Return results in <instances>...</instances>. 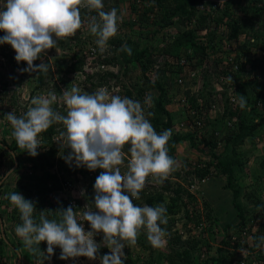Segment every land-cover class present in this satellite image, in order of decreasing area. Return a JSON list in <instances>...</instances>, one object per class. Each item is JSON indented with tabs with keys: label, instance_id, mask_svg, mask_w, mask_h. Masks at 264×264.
<instances>
[{
	"label": "rangeland",
	"instance_id": "1",
	"mask_svg": "<svg viewBox=\"0 0 264 264\" xmlns=\"http://www.w3.org/2000/svg\"><path fill=\"white\" fill-rule=\"evenodd\" d=\"M141 1L104 0L105 10L115 8L119 17V30L117 35L110 39L109 50L104 54L99 53L94 42L96 38L89 33L85 22L84 26L70 37L71 39L68 37L59 40L57 49L48 50L47 55L43 57L45 63L50 58L52 62L49 74H46L45 86L41 89L35 88L34 79L29 73L21 72L23 65L16 68L18 65L15 60L16 53L11 46L0 45V177L4 176L9 169L15 170V175L0 183V264H37V257L24 248L22 240L15 234L14 229L18 223L15 218L12 219V214L17 217L19 213H14L15 208L6 198L18 184L24 183V176L34 172L29 163L24 164L25 169L17 167L16 156L21 154L20 156L27 157L28 154L21 152L18 148L12 149V143L15 140L10 135L11 126L4 120V116L11 111L20 115L30 106L33 96L47 94L49 91L62 94V91L74 81L89 94L100 87H106L113 95L120 96L125 90H129L132 98L139 101H144L146 96H149L151 105H144V109L145 112L150 111L153 115L155 111L153 100L157 99L159 94L156 88L150 86L148 82L161 83L166 89L164 106L172 119L169 128L172 130L171 140L175 136L192 134L195 144L192 146L193 144L191 145L188 141H181L174 145L172 157L177 162L176 171L171 173L169 179L163 184L150 182L144 188L152 196L161 193L162 200L156 205L164 204L169 207L177 196L184 204H178L179 208L173 205V212L167 213L168 221L173 220L172 228L167 230L169 237L178 235L185 243L187 240H196L198 244L200 242V245L197 244L191 250L193 264H203L204 261L217 264L216 260L219 256H223L230 264H249L250 261L257 262L263 257L261 251L264 250L261 248L264 249V247L257 248L255 242L251 250L253 252L248 250L246 255L240 252V249L246 250V241L235 243L240 239L239 235L243 231L245 240L252 237L251 240L258 242V237L264 235V222L251 221L254 214L258 215V209L253 206L255 198H260V201L264 203V125L258 128L253 137L245 139L244 143L237 148V159L240 164L235 166L234 184L241 191L238 202L247 214L246 225L239 226L238 212L232 203V192L226 188V177L219 174L201 183L204 178L197 173L203 171L211 161V154H221L226 144L224 137L229 135L231 129L227 128L225 123L229 118L226 117L224 122L222 118L218 120L217 110L212 111L209 103L225 102V91L228 87L236 88L238 99V95L247 98V107L243 113L245 119L254 121L264 119V56L261 55L264 51V0H223V2L221 0H199L197 3L199 10L196 15L199 16L200 13L205 15L206 10L213 12L212 19H209V15L206 14L205 21L201 22L206 25V32L196 29L195 25L198 22L194 23V20L188 22L184 16L173 18V26L161 28L156 22L162 17L160 10L155 9L148 14L149 18L147 15L144 17L145 4ZM3 3L4 0H0V6ZM81 15L85 18L89 13L86 9H81ZM213 25L214 30H210L209 27ZM234 27H238L236 34H232ZM188 30H193L194 33L200 35L199 41L206 40L207 43L210 35L213 39L209 42L207 55L203 58H188L190 53L188 49L181 52V55L187 56L186 60L195 73L194 78L190 77L186 71L182 75L179 69H175V57L167 56L165 53V49L174 41L178 33ZM4 35L5 33L0 31V37ZM199 41H197L198 44ZM124 44L139 50L147 49L146 58L150 60L151 66L145 76L141 74L136 64L132 62L125 64L119 59L118 49ZM113 55L118 57V61L111 65H103L102 61ZM76 59L84 62L83 68L81 71L72 72L68 69L77 62ZM230 60L234 63L233 67H229ZM40 62L37 60L34 64ZM252 64L256 65L255 69L252 68ZM176 68L179 67L176 66ZM226 68L230 70L225 71ZM178 76L185 79L182 87L176 86L174 82ZM228 77H232V80ZM212 97H215V102ZM198 99L205 105L207 112V109H211L208 113L209 123L206 124L204 132L205 141L202 140L203 136H201L202 139L198 138L194 122L185 108L188 103V106L194 109L198 105ZM53 107L55 110L65 111L62 102L54 104ZM53 126L55 132L51 137L52 141L47 142V139L43 138L42 147L38 149V152H46L49 147L58 144L53 137H59L58 129L63 130V128L62 125ZM211 139L216 143L214 150L208 146V142H212ZM10 153H14L15 156H10ZM67 154L66 149L64 155ZM54 162L50 171H58L60 176L64 175L65 180H61L62 183L64 181L71 183L69 190L62 192V197L77 199V210L83 209L86 203H92L93 186L101 170L90 172L92 176L89 173L86 177L81 175V178L68 174L66 169L73 167L79 172L81 168L70 167L66 164L61 158L60 150ZM92 181L94 184L90 186L89 183ZM178 187L181 190L177 194L175 190ZM82 190L84 196L81 195ZM19 194L26 199L30 195L27 191ZM188 195L194 198L196 206L189 204L193 200L187 198ZM34 200L35 196H32V201ZM134 203L145 205L141 200H136ZM186 204L187 209L193 207L197 214H202V218L199 217V223L188 222L189 225L185 226L187 222ZM162 227L166 226L162 225ZM84 229L86 232L89 231L90 225L85 223ZM188 235L191 237L189 238ZM232 237H237V240L232 241ZM95 240L97 243H102V234L97 235ZM223 240L227 242L224 245ZM242 243H245V246H241ZM43 245L42 242L39 247ZM143 245L150 244L146 234L142 231L137 244L124 249L127 257L124 264L132 263L131 261L140 264L141 260L144 261L149 251L144 249ZM104 248L107 249L106 254H108L109 249ZM175 251H182V247L170 248L166 242L163 248L155 249L153 252L154 256L159 253L165 256ZM59 256L60 250L57 247L51 260H46L44 264H100L99 256L94 261L85 257L60 260ZM129 258H131L130 261ZM214 258H217L215 262L211 261Z\"/></svg>",
	"mask_w": 264,
	"mask_h": 264
},
{
	"label": "clouds",
	"instance_id": "2",
	"mask_svg": "<svg viewBox=\"0 0 264 264\" xmlns=\"http://www.w3.org/2000/svg\"><path fill=\"white\" fill-rule=\"evenodd\" d=\"M81 9L89 15L82 18ZM85 22L96 38L99 53L104 54L119 30L117 10L106 11L104 0H4L0 6V31L5 35L0 37V45H10L16 62L27 65L21 72L37 73V78L51 69L52 59L47 63L43 59L48 50L57 49L59 40L74 36ZM205 29L206 25L201 30ZM118 51L132 54L127 44ZM37 60L41 62L34 64ZM238 97L239 107L245 109L247 98ZM58 102L65 106L64 112L54 109ZM144 105H151L149 96ZM151 116L153 113L145 112L139 100L113 95L106 87L89 94L75 81L62 94L49 91L33 96L30 106L20 115L15 111L5 114L10 135L21 152L36 157L42 147L41 134L53 125H62L57 145L65 163L90 172L101 170L93 186V202L81 210L69 205L37 212L34 201L16 191L8 194L6 198L21 221L15 234L24 248L37 257V264L50 261L57 247L60 260L85 257L90 261L98 258L101 247H107L109 253L99 257L100 264H124V249L135 246L142 231L153 248L166 245L169 233L162 227L169 219L166 206L134 203L141 199L147 183L163 184L176 171L177 162L169 155L168 147L172 130L157 133L149 120ZM13 175L15 170L9 169L0 177V183ZM85 223L90 225L87 232ZM100 234L102 243H97L95 237ZM42 242L47 244L46 252L40 250ZM255 246L264 247V235L258 237ZM240 252L247 254L245 249Z\"/></svg>",
	"mask_w": 264,
	"mask_h": 264
},
{
	"label": "trees",
	"instance_id": "3",
	"mask_svg": "<svg viewBox=\"0 0 264 264\" xmlns=\"http://www.w3.org/2000/svg\"><path fill=\"white\" fill-rule=\"evenodd\" d=\"M198 1L199 0H142L141 2L144 3V13L143 16L147 18L149 13H152L155 9L160 10L162 17L157 19V24L160 25L161 28L173 26V18H177L178 16H184L188 22H198L195 27L198 30H201L205 28V25L201 23L204 22V14L200 13V15H196L198 13ZM149 5V6H148ZM155 16V15H154ZM194 29V30H196ZM238 32V27L233 28V33L236 34ZM214 35V34H213ZM211 36V35H210ZM206 40H201L200 35L194 33L193 30L188 31H181L178 33V36L174 39V41L167 46L165 49V53L167 56H174L175 62H179L180 59H185V55H181L182 51L185 49H188L190 51L188 58H203L207 55L209 42L213 40L212 38ZM70 38V37H69ZM71 39V38H70ZM199 41V44L197 43ZM132 49V54L128 55L126 52H120L119 51V59L125 63H134L139 68L142 75L145 76L147 71L149 70L151 63L150 60L146 58V55L148 53L147 49L139 50L134 47H130ZM117 56L113 55L112 57L105 58L102 63L103 65H111L114 64V62H117ZM76 63L70 66L68 70L72 72L81 71L83 68V61L81 59H76ZM187 61V60H186ZM152 62V61H151ZM188 62V61H187ZM21 65H23L24 68L27 67L26 63H20L16 65V68H20ZM255 64H252V68L255 69ZM31 77L34 79L35 88L41 89L45 86V74H40L37 76V73H31ZM148 82V81H147ZM148 84L158 91V98L153 100L154 105V115L149 117V120L151 124L153 125L154 129L157 131V133H161L166 129H169L171 127V116L165 109V101H166V89L164 86L159 82H153ZM243 88V87H242ZM128 97L130 99L132 98L131 92L129 90H125L122 97ZM136 100V99H134ZM141 104L144 106V101H140ZM197 106V105H196ZM195 106V107H196ZM202 107L205 109V105L202 104ZM244 109H241L240 111L233 112L231 109L224 110L223 115L221 116L222 122L225 121V118H233L235 117L236 120L233 122L232 127L230 128L229 135L224 137V142L226 143L224 146V149L221 154L215 155L214 153L211 154V161L204 167L203 171H198V175L203 178H210L214 177L215 175H223L226 177V188L231 190L232 192V203L234 209L238 212L237 216L239 219V226L246 225L247 221V214L245 212V209L241 205V203L238 202V198L241 194L240 189L234 184V174H235V166L239 165V160L237 159V148L241 146L245 139L248 137H253L258 128L264 125V119H260L258 121H254L252 119H245L243 117ZM242 114V115H241ZM220 118V119H221ZM209 123V121H206V124ZM54 126L50 127L49 130L42 133L41 136L46 140L47 142L52 141V136L54 134ZM203 141L206 140V138L203 136ZM213 139H211L212 141ZM181 141H188L191 143L192 146H194V138L192 134H188L185 136H175L173 140L170 139L168 147H169V155L172 157L173 147L174 145L178 144ZM51 146V143L49 144ZM208 146H211L212 150H214L216 143L214 141L208 142ZM127 148V146H126ZM12 149L16 150L17 145L16 143H12ZM60 149L57 147V145H52L49 147V149L46 152L40 153L36 157H22L20 155H17V167L24 168L25 163L31 164L33 168V174L30 172V175L24 176L25 180L24 183L18 184V186L13 190V192H23L27 191L30 195L27 197L28 200H32V196H35V203H36V211L39 212L41 210H52L56 211L60 207L67 208L70 204L69 202L75 201L76 206H74V209L77 210V199L73 198H66L64 199L62 196L59 198L58 193L61 192L63 189V183L61 180H65L64 175L60 176L58 171L51 172L50 169L53 168V164L55 163L54 160L56 158V155ZM173 158V157H172ZM25 169V168H24ZM32 170V169H31ZM61 171V170H60ZM215 172V174H214ZM66 173L71 175H76L80 173L81 175H84V177L87 176L90 171L87 169H79V172L75 170V168L71 167L70 169H66ZM59 175V176H58ZM94 182H90L89 185L92 186ZM180 188L178 187L175 192L178 194L180 192ZM54 194L56 197L51 198L50 196ZM94 198V196H93ZM190 200H193L192 202H189V204H193V206H196L194 204V198L191 195H188ZM141 201L144 202V204H147L149 206H155L158 202H161L162 196L160 194H156L155 196H152L150 193H147V190L144 189L141 192ZM180 202V203H179ZM178 204L184 205L180 201V197L177 196L176 200H172V204L167 208V213L173 212V205L178 206ZM188 204V203H187ZM187 204L185 205L186 211H185V217H186V227L191 224L199 223V217L202 218V214L196 213V209L193 207H189L187 209ZM253 206L258 209V215L254 214L252 216L251 221L252 222H264V203L260 201V198H255V201L253 203ZM179 208V206H178ZM18 211L15 209L14 213H17ZM205 217H206V213ZM16 220L18 224L21 223L19 215L17 217L12 214V219ZM259 218V219H257ZM255 220V221H254ZM172 222L171 219L168 221L167 225H165L166 229L169 230L172 228ZM189 222V223H188ZM189 231V229H188ZM190 232V231H189ZM189 238L191 235H188ZM223 245L227 242L223 240ZM191 242V243H190ZM244 241H237L236 244L241 243ZM257 242V241H254ZM43 246L40 248L41 251L46 252L47 244L46 242H43ZM198 244V241L194 240H182V238L178 235L174 236H168L167 238V246L170 248L175 247H182V251L178 252H171L168 255L161 256V254H157L154 256V250L156 248H153L151 245H143V248L149 251L148 257H144V261L141 260L140 264H193V255L191 253V250H193L194 247H196ZM200 245V242L199 244ZM238 246V245H237ZM241 246H245V243H242ZM184 247V248H183ZM251 248L250 250H252ZM60 250V249H59ZM260 251V250H259ZM107 253V249L103 247V249L100 250L98 253L99 257L104 256ZM264 258V251H261ZM217 258H214L211 261L216 260ZM131 258H129V261ZM163 260H166L163 262ZM132 263L128 264H137L133 261ZM217 264H230L226 261V259L223 256H219V259L216 260ZM203 264H209V262L204 261Z\"/></svg>",
	"mask_w": 264,
	"mask_h": 264
},
{
	"label": "built area",
	"instance_id": "4",
	"mask_svg": "<svg viewBox=\"0 0 264 264\" xmlns=\"http://www.w3.org/2000/svg\"><path fill=\"white\" fill-rule=\"evenodd\" d=\"M202 7H203V5L201 6V8ZM206 14L209 15L208 16L209 19L213 18V12L211 10H206L205 16H206ZM209 29L210 30H214V25L210 26ZM206 31H207V29L204 30V32H206ZM261 55L264 56V51L261 52ZM230 64L231 65H229V67H233L234 63H233L232 60H230ZM176 66L179 67L178 69L183 73L182 75H184V73L186 71V73L190 77H193V78L195 77L194 71L190 68L188 62L185 59H180L179 62H176L175 63V69H177ZM228 70H230V69L229 68L225 69V71H228ZM174 82H175L176 86L182 87V86H184L185 79L182 76H178V77H176ZM225 92H226L225 93L226 94V98L224 100L225 102L215 103V104H218V105H215L214 103H211V102L209 103V105L211 106L210 108L212 109V111H214L215 109L217 110V119L219 118L218 120H220L221 116L223 115L225 108L226 109H231L233 112H236V113L241 110V108L239 107V104H238V100L239 99L237 98V90H236V88L235 87H228ZM212 98H213V100L215 102V97H212ZM258 101L260 102L261 100L259 99ZM197 104L198 105L193 109V108H190L188 106V103H187L185 108L187 109V112L189 114L188 116L190 117V119H192V122H194L193 125L197 129L196 133H197V135H199L198 138L202 139L201 136H205L204 132H205L206 127H207L206 126V121H209L208 120V113L211 112V109H207L208 110V112H207L206 109H204L202 107V103H201L200 99L197 100ZM235 120H236L235 117H233V118L231 117L228 121H226V123H225L226 127L227 128H231L232 125H233V122H235ZM215 134H217V132ZM54 139H55V141H58V137L54 136L53 140ZM214 174H215V172H214ZM89 175L92 176L91 173H89ZM76 176L78 178H81V174L80 173L76 174ZM206 180H208V178L202 179L201 183H205ZM197 183H198V181H197ZM70 187H71V183H69L68 181H64L63 189H62L61 192L59 191V193H58L59 198H60V195L62 196V192L66 191V190H69ZM193 187L196 188L195 185H193ZM50 197L54 198L56 196L54 194H52ZM69 204L72 205L73 207L76 206V202L75 201H71V202H69ZM239 236H240V239L238 241H246V243H247L246 250L247 251L250 250L253 247V244H254V241L251 240L252 237L249 238L248 240H245V232L244 231ZM255 236H257V235L255 234ZM231 240L232 241H236L237 237H232ZM232 245H234L233 242H232ZM261 249L264 250L263 248H261ZM251 252H253V251H251ZM249 264H264V258H261L257 262L256 261H250Z\"/></svg>",
	"mask_w": 264,
	"mask_h": 264
}]
</instances>
